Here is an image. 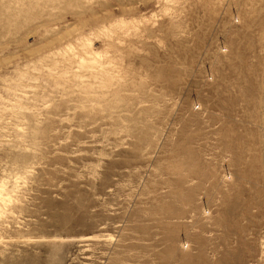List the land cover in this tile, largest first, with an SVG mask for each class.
<instances>
[{
    "label": "rangeland",
    "instance_id": "obj_1",
    "mask_svg": "<svg viewBox=\"0 0 264 264\" xmlns=\"http://www.w3.org/2000/svg\"><path fill=\"white\" fill-rule=\"evenodd\" d=\"M0 264H264V0H0Z\"/></svg>",
    "mask_w": 264,
    "mask_h": 264
},
{
    "label": "bare ground",
    "instance_id": "obj_2",
    "mask_svg": "<svg viewBox=\"0 0 264 264\" xmlns=\"http://www.w3.org/2000/svg\"><path fill=\"white\" fill-rule=\"evenodd\" d=\"M42 23H43V21H42Z\"/></svg>",
    "mask_w": 264,
    "mask_h": 264
}]
</instances>
